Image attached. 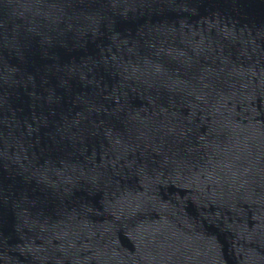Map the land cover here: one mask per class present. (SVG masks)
Masks as SVG:
<instances>
[{
    "label": "water",
    "instance_id": "water-1",
    "mask_svg": "<svg viewBox=\"0 0 264 264\" xmlns=\"http://www.w3.org/2000/svg\"><path fill=\"white\" fill-rule=\"evenodd\" d=\"M186 189L264 264V0H72Z\"/></svg>",
    "mask_w": 264,
    "mask_h": 264
}]
</instances>
